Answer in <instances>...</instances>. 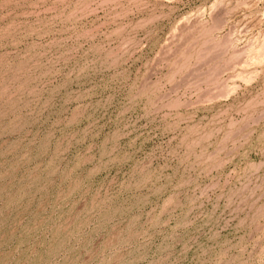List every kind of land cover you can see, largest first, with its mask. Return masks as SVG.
<instances>
[{
	"label": "rangeland",
	"instance_id": "374dc122",
	"mask_svg": "<svg viewBox=\"0 0 264 264\" xmlns=\"http://www.w3.org/2000/svg\"><path fill=\"white\" fill-rule=\"evenodd\" d=\"M0 264H264V0H0Z\"/></svg>",
	"mask_w": 264,
	"mask_h": 264
}]
</instances>
